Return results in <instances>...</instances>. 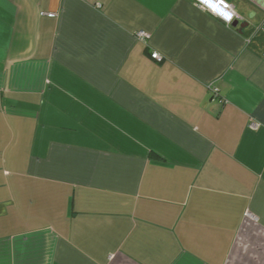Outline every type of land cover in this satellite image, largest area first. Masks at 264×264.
Listing matches in <instances>:
<instances>
[{
    "label": "crops",
    "instance_id": "1",
    "mask_svg": "<svg viewBox=\"0 0 264 264\" xmlns=\"http://www.w3.org/2000/svg\"><path fill=\"white\" fill-rule=\"evenodd\" d=\"M223 1L0 0V264H264V0Z\"/></svg>",
    "mask_w": 264,
    "mask_h": 264
},
{
    "label": "built area",
    "instance_id": "2",
    "mask_svg": "<svg viewBox=\"0 0 264 264\" xmlns=\"http://www.w3.org/2000/svg\"><path fill=\"white\" fill-rule=\"evenodd\" d=\"M194 4L199 7L201 10L206 11L213 15L214 17L220 19L227 25H230L235 18V13L232 10V7L229 3L223 0H193ZM228 17H232L230 22L227 20ZM149 34L145 31H140L136 34V38L145 40L149 38ZM151 57L156 60H160V56L158 53H152ZM216 90L213 91V96H215ZM250 128L258 129L259 124L251 122Z\"/></svg>",
    "mask_w": 264,
    "mask_h": 264
},
{
    "label": "water",
    "instance_id": "3",
    "mask_svg": "<svg viewBox=\"0 0 264 264\" xmlns=\"http://www.w3.org/2000/svg\"><path fill=\"white\" fill-rule=\"evenodd\" d=\"M231 25H232V27H234V28H237L238 26L239 27H242L241 25H239V21L236 19V20H234L232 23H231Z\"/></svg>",
    "mask_w": 264,
    "mask_h": 264
},
{
    "label": "clouds",
    "instance_id": "4",
    "mask_svg": "<svg viewBox=\"0 0 264 264\" xmlns=\"http://www.w3.org/2000/svg\"><path fill=\"white\" fill-rule=\"evenodd\" d=\"M249 16H250V17H254V16H255V13H254V12H250V13H249ZM231 18H232V17H228L227 20L230 22ZM232 22H233V21H232Z\"/></svg>",
    "mask_w": 264,
    "mask_h": 264
}]
</instances>
